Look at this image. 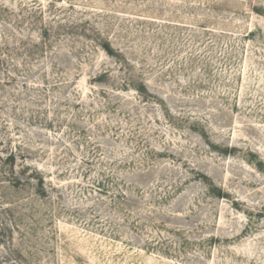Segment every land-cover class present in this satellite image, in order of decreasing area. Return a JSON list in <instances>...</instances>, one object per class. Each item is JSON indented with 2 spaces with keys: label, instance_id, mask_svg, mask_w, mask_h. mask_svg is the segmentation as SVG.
Returning a JSON list of instances; mask_svg holds the SVG:
<instances>
[{
  "label": "rangeland",
  "instance_id": "1",
  "mask_svg": "<svg viewBox=\"0 0 264 264\" xmlns=\"http://www.w3.org/2000/svg\"><path fill=\"white\" fill-rule=\"evenodd\" d=\"M0 264H264V0H0Z\"/></svg>",
  "mask_w": 264,
  "mask_h": 264
}]
</instances>
